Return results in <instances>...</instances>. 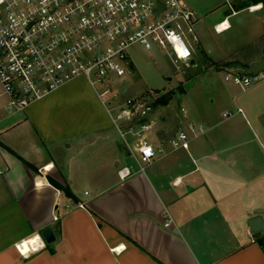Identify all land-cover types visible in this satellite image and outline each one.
Instances as JSON below:
<instances>
[{"label": "crops", "instance_id": "0c3cea01", "mask_svg": "<svg viewBox=\"0 0 264 264\" xmlns=\"http://www.w3.org/2000/svg\"><path fill=\"white\" fill-rule=\"evenodd\" d=\"M180 1L196 13L191 66L224 78L212 80L218 96L209 103L190 99L167 120L154 113L152 136L190 122L205 131L122 178L128 156L113 143L111 117L88 80L20 111L1 100L0 264H264V79L245 88L225 79L264 57L263 3ZM225 19L230 27L217 32ZM257 216L263 228L254 231ZM46 228L54 241L43 238ZM33 236L45 245L24 255L17 245Z\"/></svg>", "mask_w": 264, "mask_h": 264}, {"label": "built area", "instance_id": "2783aa9c", "mask_svg": "<svg viewBox=\"0 0 264 264\" xmlns=\"http://www.w3.org/2000/svg\"><path fill=\"white\" fill-rule=\"evenodd\" d=\"M195 20V11L180 0H0V101L4 99L10 111L24 110L85 77L137 162L123 165L121 177L132 175L135 166L145 170L167 152L166 145L189 148L191 134L198 136L205 128L190 122L188 128L156 140L152 99L142 95L122 98L117 87L134 73L131 49L136 45L149 51L166 50L175 62L191 66L189 34L198 40ZM173 34L189 50L186 60L178 58L170 40ZM225 79L245 88L263 80L264 69L257 73L234 69ZM233 113L227 110L224 116ZM67 206L85 207V203L69 202ZM24 242L17 245L24 255L45 245L44 240H37L25 251Z\"/></svg>", "mask_w": 264, "mask_h": 264}, {"label": "rangeland", "instance_id": "374dc122", "mask_svg": "<svg viewBox=\"0 0 264 264\" xmlns=\"http://www.w3.org/2000/svg\"><path fill=\"white\" fill-rule=\"evenodd\" d=\"M131 57L135 65L134 73L127 75L124 78L127 83L120 84L117 89L122 98L133 95L148 96L153 101L154 113L158 118L167 120L168 114L171 111L174 112L175 107L180 113V105L190 101V99H194V101L199 99L200 102L209 103L210 98L218 96L216 94L217 87L213 85L212 80L223 79L224 75H218L215 71L207 69L187 66L181 61L175 62L166 50L159 48L149 51L140 45H136L131 49ZM224 64L226 63H221V66ZM80 78L84 79L80 80L82 83H88L85 77ZM197 80L204 81V83L200 86L196 84ZM183 87L186 91H183ZM169 95L172 96L169 106L157 103L158 97ZM212 108L219 110L221 108L220 100H217ZM102 109L105 112L103 107ZM192 121L198 123L196 119H192ZM186 128H188V124ZM108 130L111 131L113 143L117 144L116 146L119 147L120 151L122 150L123 158L128 156L126 163L137 165L135 158L129 156L128 146L112 122ZM129 141L133 146L131 137H129ZM123 165L124 161L119 168Z\"/></svg>", "mask_w": 264, "mask_h": 264}, {"label": "water", "instance_id": "95a60500", "mask_svg": "<svg viewBox=\"0 0 264 264\" xmlns=\"http://www.w3.org/2000/svg\"><path fill=\"white\" fill-rule=\"evenodd\" d=\"M247 2H249V1H247ZM261 69H264V57L262 59H260V61L256 62L254 67L252 69H250L249 71L250 72L254 71L255 73H257ZM263 211H264V208L259 209V212H263ZM251 226H252V229L254 231L261 230L263 228V223H262L261 217L257 216L254 219H252ZM42 236L46 240V242H52L56 239V237L54 235V231L52 230V228H46L42 232Z\"/></svg>", "mask_w": 264, "mask_h": 264}, {"label": "clouds", "instance_id": "9594fccd", "mask_svg": "<svg viewBox=\"0 0 264 264\" xmlns=\"http://www.w3.org/2000/svg\"><path fill=\"white\" fill-rule=\"evenodd\" d=\"M222 27H230L227 19H225V21L223 22V25L217 26V29H216L217 32H219ZM170 40L174 42V49L177 52L178 58L186 60L190 56V52L187 49V47L183 45V42L180 40V37L173 34L170 36ZM39 239L40 237L36 236L35 240H39ZM35 240L32 242H35Z\"/></svg>", "mask_w": 264, "mask_h": 264}, {"label": "trees", "instance_id": "16d2710c", "mask_svg": "<svg viewBox=\"0 0 264 264\" xmlns=\"http://www.w3.org/2000/svg\"><path fill=\"white\" fill-rule=\"evenodd\" d=\"M248 1H250L252 3L262 2L263 3V7H264V0H248ZM171 99H172V96L171 95L165 96V97L160 96L157 99V103L158 104H161V105L168 104ZM64 189L69 192V188L68 187H65Z\"/></svg>", "mask_w": 264, "mask_h": 264}, {"label": "bare ground", "instance_id": "6f19581e", "mask_svg": "<svg viewBox=\"0 0 264 264\" xmlns=\"http://www.w3.org/2000/svg\"><path fill=\"white\" fill-rule=\"evenodd\" d=\"M260 6H261V4L258 5V6H256V7H260ZM256 7H255V8H256ZM35 238H36V236H33V237H31L30 239H26L25 242H24V244L21 245L22 249L25 250V251H27V249H28L29 247H31V244H35V242H32V241L35 240ZM35 241H37V240H35Z\"/></svg>", "mask_w": 264, "mask_h": 264}]
</instances>
